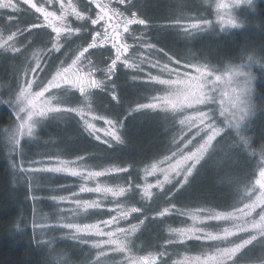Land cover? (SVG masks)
I'll list each match as a JSON object with an SVG mask.
<instances>
[{"label": "rangeland", "instance_id": "obj_1", "mask_svg": "<svg viewBox=\"0 0 264 264\" xmlns=\"http://www.w3.org/2000/svg\"><path fill=\"white\" fill-rule=\"evenodd\" d=\"M194 1L195 3H193ZM258 1L259 0H253V4ZM29 2H31V0H29ZM101 2L109 4L111 7L117 9H119L120 6L126 11L129 6V3L118 6V0H101ZM131 2H133V0H131ZM151 2L154 3V13L158 5L167 6L166 13L168 15L162 18L172 17L175 8H177L176 10L181 9V13L179 14L181 23H187V21L192 19H209L213 21L212 25L206 30L186 32L181 27L186 35L185 38L191 37L198 32L214 29L221 32H229V30L222 28L218 24L217 12L219 11L225 19L229 18L230 14L238 23L243 24L237 17V12L243 8L251 9V7L246 4L231 6L233 5V0H151ZM33 3H36L39 7H44L49 12L55 13L57 17H65V22L70 24L73 28H79L81 32L72 36L65 34V41H63L64 48H62L60 52L49 53L48 49L50 48V41L52 39L51 35H54L51 32V28L37 27L33 28L31 31L28 30L30 26L42 25L45 23L41 14L23 3V0H0V107H7L13 114L11 125L9 127L6 126V130L4 128L3 132L5 135L4 141L8 144L9 151L13 156L11 167L14 172V179H16L19 185L23 183V186L26 188V192L24 193L25 199L23 201L24 205L20 208L23 213L22 227L30 228L32 233L39 238L41 237L40 239L50 237L51 241H54L56 235V237H60L59 243L63 244L61 249L59 248L60 244L58 242H54L55 244L52 243V247L54 245L53 248H55L58 253L70 249L72 245L76 246L78 249L73 247L72 250L66 251L69 257H58L62 264H70L71 260H73L75 264H98L96 255L97 249L94 247L93 243L98 237L90 231H70L68 228H63L62 225L85 226L98 224L103 220L110 219L112 216H118L119 213L114 209L127 210L131 207H135L132 201L125 203L122 202L121 197L108 194L107 190L109 188L116 191L120 188H124L125 193L122 197H126L131 191L125 184H113L107 178V176L111 175L113 172L116 173L120 169L117 168L116 164H103L100 167L96 166L97 164H94L95 162L89 164L85 162L84 157L75 156L73 158H63L59 156V154L42 155L40 152H36V159L29 160L35 151H33L32 148L30 150L27 149V146H34V148H37L40 144L44 145L41 146L42 148L51 147L47 140L39 142L38 135L36 134L37 130L48 122L59 123L55 118L63 115L65 112L51 113L46 119L37 124L34 135L31 137L25 136L21 140L20 145H16L15 139L17 138L19 125L17 112L23 115L22 110L24 108L23 104L16 103V98L24 86L25 73H30L38 57H46L43 59L44 66L42 69L36 72L38 83L46 81L59 67H66L71 63L77 49L90 41L92 31H100L101 29H95L97 26L91 25L90 21L87 19L84 21L76 20L75 12L83 13V10H95V6L91 4V0H33ZM194 4H196L200 12H184L183 8L188 10ZM218 4H228L230 7L228 9H218ZM140 9L142 12H148L150 6L144 8L141 5ZM24 13H26V15H23ZM171 21L176 20L173 19L165 23ZM53 23H55L57 27L62 26V24L57 23L55 19H53ZM147 26L132 25L131 30L125 34L126 42L130 45H134L129 60L139 67L132 70L123 65L118 66V70L119 68H123L133 73L131 76L132 78H129L130 83L141 84L138 82L140 81L150 87L144 99L137 102L135 107L131 109V113L138 112V114H143V112H150L152 113L149 114L151 117L170 120V124L178 128L179 136L182 138L183 142L180 148L171 155L142 167L141 180L139 183L135 182L134 185L141 199V204L146 200L141 191L143 185L155 184L157 180H163L162 173L147 175L146 171H150L154 164L164 169V171H169L170 166L176 165L177 161L182 157L191 154L197 149H199V151H196L199 163L194 173L189 177V183L182 189L190 192L196 180L209 178L205 170L212 171L215 174L214 180L216 187H218L220 192L224 193L222 201L226 202V205H200L192 208H187L188 205H186V208L181 206L176 207L175 204L170 202L168 205L160 207L152 216L158 214L164 207H168L171 212L174 209L175 213L180 216V221L177 222L176 220L172 224H166L167 222L164 220L161 222L162 225L165 226V236L161 245L164 246L166 251L171 244H166L165 242L177 239L176 235L173 233L175 230H186L189 236L200 231L221 234L224 229L235 231L238 228H245L258 220L261 214L264 213V176H262V173H264V143L261 142V138H254L255 135L251 133V130L254 128L255 119L258 117L259 110V105L256 101L257 93L255 86L260 79L264 81V72L258 71V69L264 66V61L262 58L255 55V53H257L256 50L251 49V47L247 49L241 47L238 61L225 62L221 65H217V63H211L201 60L200 58L197 59L196 57L194 58L192 57V53L189 52L186 56H180L184 58L181 60L184 63L182 65H177L169 59V55H159L157 46L151 49H146L143 46L145 42L152 44L145 36L147 32L144 28ZM224 27L228 28L229 25L225 24ZM237 29L239 28L230 31ZM10 36L13 38L9 39ZM83 36L86 37L84 41H82ZM77 39L81 41L76 44ZM249 46H251V44ZM92 52H100L103 54L104 62L102 61V63H99L96 61V59L91 56ZM89 54L88 58L83 61L80 67L85 72L96 71L97 78L103 79L104 74L100 70L105 68L109 62V58L113 56L110 46L90 49ZM55 57H57L56 62ZM188 62H198L199 64L209 65L210 70L215 73V76L210 78L205 77L203 81H200L197 79L195 69L189 67ZM231 68H236L242 73L243 71L241 69H250L251 72L255 74L256 79L250 81L249 77L243 73L242 75L228 80L227 73ZM222 76L225 78L217 82L216 78ZM152 77L158 78L159 82H154L151 79ZM29 78H31L30 75ZM110 80L111 79H106V88ZM34 90H38V88ZM98 91L103 90H88L85 93H80L76 89L63 87L51 93L50 99L51 103L54 105L76 107L83 110V116L74 112L68 113L76 120L77 124L80 123L78 125L80 130L83 128L86 133L88 132L85 129L83 120L89 119V123L94 124L97 130L91 137L94 138L97 144L111 147L113 146V142L108 140L107 131L109 130V125L106 121L119 118L120 115H113V117H117L112 118L102 113L94 106L92 100L93 94ZM110 93H112V91H110ZM200 100H203V102H198ZM3 101H9V103H2ZM115 102H118V100ZM138 104L155 105V107L136 111V106ZM13 105H15V107H13ZM123 114L127 115V112ZM145 115H147V113ZM101 116L104 117V120L99 119ZM124 120L125 118L121 121H116L118 125H122ZM68 128L70 129L67 124L62 126V129L69 130ZM258 129L256 131H258ZM259 132L262 135L264 134L261 129ZM95 136H99L100 140L95 139ZM209 137H211L210 140ZM244 137H247V140ZM72 140H74V138L67 139L68 142ZM103 140H108V143H104ZM34 142L37 144H32ZM52 144L58 145L57 139L54 140ZM24 145H26V147ZM59 146L65 151L64 147L67 145L66 143H59ZM92 146L93 143L91 144L89 142L87 148ZM71 149H73V147H71ZM41 159H51L61 162L60 164L47 165V167L63 166L64 163H68L70 167L76 168L78 171L74 175L43 173L29 178V174L25 172L24 169L31 170L34 167H44V165L32 163V161H39ZM192 162L193 161H188L186 165H180L178 167V171L181 173L179 176L170 173L171 183L166 184L165 189L174 185L175 188L172 189L171 194L176 193L175 190H177L178 181L183 179V175L187 172V168L191 167ZM61 176L67 177L68 182L75 187L70 188L67 187L66 184L62 186L63 190L60 191L67 193L53 196L52 201H49L51 198L40 200L38 191L40 187L47 181H50L56 188L58 179H60ZM97 190L101 192L100 195L95 194ZM163 191L159 188L154 189L153 197L160 193L162 194ZM170 196L171 195H169V197ZM60 197H68L71 202L68 200L62 202ZM47 201L49 202L46 203ZM86 202H89V206H98L100 210L85 211ZM148 202L149 201H147V203ZM245 206L248 207L246 208ZM47 209H50V212H47ZM241 209L250 214L243 215L238 213L237 210ZM215 213H233V215L225 217L220 221L202 222ZM134 218L135 216H133V218L129 217L128 222L120 221L119 226L127 228L129 226L128 223L138 222L134 220ZM33 224H46L50 227V230L41 232L39 228H36V230L33 231ZM101 228L104 231H115L112 226L105 227L101 225ZM154 232H156V228H149V225L146 224L142 227L140 232L129 236L127 241H124L122 236L117 235L116 239L127 244L128 251L123 255L110 254L108 257L102 259L99 264H133L135 261H143V264H150L157 252H163L156 251V248H159L161 245L157 246L154 250H144L150 248L146 244L148 241H153L155 239ZM251 235L258 234L252 231H246L229 239L214 240L211 242L188 239L187 242L175 243L179 244L180 247L177 248L174 254L169 255L164 252L161 259L163 264H204L208 257L216 255L217 249L231 247L239 241L247 239ZM108 251H112V249H108ZM244 256H249L251 260H264V237L255 240L253 244L247 247L240 258L245 259L246 257L243 258ZM129 257L131 260H129ZM208 264H211V262L208 261Z\"/></svg>", "mask_w": 264, "mask_h": 264}, {"label": "trees", "instance_id": "obj_2", "mask_svg": "<svg viewBox=\"0 0 264 264\" xmlns=\"http://www.w3.org/2000/svg\"><path fill=\"white\" fill-rule=\"evenodd\" d=\"M193 3H195V1ZM196 4L192 7L190 6L191 8L188 10L183 8L184 12H200ZM141 5L144 8L150 6L149 11L142 12L140 9ZM153 5L154 3L151 2V0H133V2L129 4L127 11L129 13L133 11L140 12L139 14L152 22L147 26L148 31H146L147 34H145V36L152 44L157 46L158 49L164 50V52L157 50L159 55L164 56V53H168L182 60L184 58L180 56H186V54L188 55L189 52H191L194 58H200L201 60L221 65L225 62L238 61L241 47L244 49L251 47V49L257 51V53L254 52L255 55L259 56V58H262L264 61V0L256 2L254 4L255 9L243 8L237 12V17L244 25L242 28L229 32H221L214 29L198 32L187 38H185L186 35L179 25H165L166 21L173 19L179 20L181 9L176 10L177 8H175L172 17L162 18L168 15L166 13L167 6L158 5L154 13ZM253 10H255L256 13H252ZM23 15H26V13ZM85 38L86 37L83 36L82 41H84ZM80 41V39H77L76 44ZM250 44L251 46H249ZM91 56L99 63H102V61L104 62V55L100 52H92ZM56 59L57 57H55V62ZM114 75L115 77L108 82L106 90L98 91L93 94L92 100L94 106L107 116L115 118L117 116L113 117V115H120L119 118H115L117 121H121L125 118L122 123V143L115 144L111 147L97 144L94 138L86 133L83 128L81 129L82 131L80 130L78 127L80 123L77 124L71 114L65 112L63 115L56 116L57 118L55 119H57L59 123H45L36 132L39 142L47 140L51 147L42 148L41 146L44 145L40 144L37 148H34V146H24L29 150L32 148L33 151H35L29 160L36 159V152H40L42 155L59 154V156L63 158H73L75 156L84 157L85 162L89 164L95 162L94 164H97L96 166L99 167L103 164H116L117 168L120 170L116 173L113 172L111 175L107 176V178L113 184L123 183L131 190L126 197H121V200L125 203L132 201V204L135 205L136 208L142 209V213L135 214L134 220L139 221L147 217L144 225L148 224L149 228H156V232H154L155 239L153 241H148L146 244L150 248L144 249L145 251L154 250L157 246H160L164 240L165 226L162 225V220L166 221V224H172L176 220L177 222L180 221V216L175 213L174 209L163 218L155 217L156 215L152 216L160 207L168 205L170 202L175 204L176 207L181 206L185 208L186 205H188L187 208L200 205H226V202L222 201L224 193L220 192L215 185L214 172L205 170L209 178L196 180L190 192L180 189L179 191L175 190L176 193L171 194L172 189L175 188V186L172 185L166 188L162 194L160 193L153 197L148 203L145 200V202L141 204V199L134 185L135 182L139 183L141 180L142 167L171 155L180 148L183 140L179 136L178 128L172 126L170 120L151 117L149 114L152 113L150 112H143V114H138V112L131 113V109L135 107V104L144 99L147 92L150 90L148 85L140 81L138 82L141 84L130 83L129 78H132L131 76L133 73L123 68L117 69ZM255 88L259 110L258 117L255 119L254 128L251 130V133L255 135L254 138H261V142L264 143V134L262 135L259 132L260 129L264 132V81L260 79ZM113 90L117 91L119 94L118 102H115L117 100L114 99L110 93V91L113 92ZM125 112H127V115L123 114ZM146 113L147 115H145ZM12 120L13 114L10 110L7 107H0V264H39V261L42 259V251L39 246H37L36 241L41 240V237L39 238L32 233L30 228L22 227L23 213L20 208L24 205L23 201L25 199L24 193L26 192V188L23 186V183L19 185L16 179H14V172L11 167L13 156L9 151L8 144L4 141L5 135L3 129L5 128L6 130V128L11 125ZM66 124L70 127V129L68 128L69 130L62 129V126ZM257 129L258 131H256ZM70 136L73 137L71 138ZM73 138L74 140L70 142L67 141V139ZM244 138L247 140V137ZM56 139L58 145L52 144ZM89 142L91 144L93 143V146L87 148ZM59 143H66L67 146L64 147L65 151L60 148ZM32 144L37 143L34 142ZM71 147H73V149H71ZM128 168L130 169L127 171L126 169ZM66 184L67 187H75L72 186L73 184L68 182L67 177L64 176L58 179L56 188L50 181H47L38 190L40 194L39 199L51 198L49 201H52L53 196L67 193L60 191L63 190L62 186ZM169 195L171 196L169 197ZM47 212H50V209H47ZM56 236L54 237V241H51L52 243H59L60 237ZM62 246L63 244H60L59 248L61 249ZM44 247H47V245H44ZM73 247L78 249L76 246L72 245L71 248L66 251L72 250ZM179 247V244L171 243L166 251L163 245L156 248V251H163V254L165 252V254L171 255L174 254ZM245 257L246 256L243 258ZM249 258L250 257L247 256L245 259L239 258V260H251V258Z\"/></svg>", "mask_w": 264, "mask_h": 264}, {"label": "snow or ice", "instance_id": "obj_3", "mask_svg": "<svg viewBox=\"0 0 264 264\" xmlns=\"http://www.w3.org/2000/svg\"><path fill=\"white\" fill-rule=\"evenodd\" d=\"M27 6L32 7L34 11L41 14L43 21L42 25H34L29 27V31L33 28L37 27H46L51 28V32L54 35L50 41V48L48 49L49 53L60 52L62 48H64L65 34L72 36L81 32L79 28H73L70 24L65 22V17H57L55 13L47 11L44 7L37 6L36 3H33V0L29 2V0H23ZM131 3V0H118V6L121 4ZM91 4L94 5V11L83 10L82 12H75L77 21H84L85 19L90 21L91 25L97 26L95 29H101L100 31H92L91 39L86 44L80 46L75 52L71 63L66 67H59L54 74L50 76L46 81H42L38 83V78L36 76V72L42 69L43 59L38 57L30 70V73H25V83L23 88L20 90L19 95L16 98L17 104H23V115L20 112H17V118L19 120L18 130H17V138L15 139L16 145L21 144V140L27 136L31 137L34 135V130L37 127V124L46 119L53 112H74L81 116L84 115L83 110L78 109L76 107H63L62 105H54L51 103V93L63 88L70 87L72 89L78 90L80 93H85L88 90H106V79H113L115 77V73L118 69V66L123 65L128 67L129 69L135 70L139 66L132 61L129 60V56H131L134 45H130L125 40V34L131 30L132 25H150L152 22L139 15L137 12L133 11L131 13L127 12L125 9L119 6V9L115 7H111L109 4L102 3L101 0H91ZM239 4H246L249 7L255 9V5L253 4V0H233V5L237 6ZM219 8L228 9L230 5L228 4H218ZM87 13V14H85ZM252 13H256L253 10ZM143 17V18H141ZM53 19L56 20L57 23H61V27H57L55 23H53ZM217 20L218 24L226 29L232 30L236 28H242L244 25L242 23H238L235 18H232L229 14V18L225 19L224 16L217 12ZM213 23L212 20L205 19H192L187 21V23H181L180 20L171 21L165 24L171 25H179L186 32H194L200 30H206ZM229 25L228 28H225L224 25ZM144 30L148 31V28L145 27ZM14 35V34H13ZM13 37L10 36L9 39ZM136 45V44H135ZM112 50L113 56L109 58L108 64L104 69L100 70L104 74V78H97L96 71H88L85 72L80 66L85 59L88 58L89 50L93 48H105L109 47ZM146 49H151L156 47L148 42H145L143 45ZM160 52H164L163 49H157ZM165 55H169V59L177 65H182L184 62L177 59L174 56H171L168 53H164ZM188 66L194 68L197 73V79L203 81L205 77H213L215 73L210 70V66L206 64H199L198 62H188ZM258 71L264 72V66L258 69ZM236 68H231L228 70L227 79L231 80L233 77L242 75ZM29 75L31 78H29ZM150 75V74H149ZM225 77H217V82ZM154 82H159L158 78H151ZM114 87V86H113ZM38 88V90H34ZM112 97L116 100L119 98V94L117 91L113 90L111 93ZM203 95V94H202ZM207 98V97H205ZM200 103L203 100L198 101ZM2 103H9V101H3ZM15 107V105H13ZM155 107V105H137L136 110H141L144 108ZM175 107V105H174ZM204 115V114H201ZM100 120H104V117H99ZM109 125V130L107 131L108 140L113 142V145L120 144L123 142L122 133V125H118L115 119H109L106 121ZM183 123V122H182ZM83 124L85 126L86 131L93 135L96 132L95 125L89 123V119H84ZM95 139L100 140L99 136H95ZM211 137H209V140ZM108 140H103L104 143H108ZM196 151H199L197 149ZM196 151L191 154L182 157L179 161H177L176 165L170 166L169 171H164V169L160 168L158 165L154 164L151 167L150 171H146L147 175H153L155 173H162L163 180H157L155 184H144L141 191L142 195L146 198L147 201H151L154 196V189L159 188L161 191L165 189L166 184L171 183L170 173L176 176H179L181 173L178 171V167L180 165H186L188 161H193L191 163V167L187 168V172L183 175V179L178 181L177 191L182 189L186 184L189 183V177L194 173L197 164L199 163V158L196 155ZM33 164L44 165V167H34L31 170L24 169L25 172L29 174V178L37 176L43 173H58L65 175H74L78 170L76 168L70 167L68 163H64L63 166L57 167H47L50 164H60V161H53L51 159L44 160L41 159L39 161H32ZM130 168L126 169L127 171ZM264 176V173H262ZM108 194L115 197H122L125 193L124 188H120L118 191L109 188ZM83 193V192H82ZM95 194H101L99 190ZM55 199V198H53ZM60 200L71 202L68 197H60ZM246 208L248 206H245ZM91 210H100L98 206L92 205L89 206V202L85 203V211ZM118 216H112L108 220H103L98 224L92 225H67L63 224V228H68L70 231L77 232H92L94 235L98 237L95 240L94 247L97 249V262L99 264L102 259L108 257L110 254H125L128 251V246L126 243L116 239L117 235L122 236L124 241H127L129 236L135 235L140 232L142 227L145 224V220L147 217L140 219L136 223H128L129 226L127 228H122L119 226L120 221L128 222V218L135 216V214L142 213V209L131 207L127 210H117L114 209ZM171 210L168 207H164L155 217L163 218L167 216ZM238 213L243 215H248L250 213L244 212V210H237ZM233 213H215L213 216L208 217L202 222H210V221H220L225 217L232 216ZM101 225L107 227L112 226L115 231H104L101 228ZM39 228L41 232L46 230H50V227L46 224H33V231ZM252 231L253 233H257L258 235H251L247 239L241 240L238 243L232 245L228 248L217 249V253L214 256H210L207 258V261L204 264H208V261L211 264H236L239 260L240 256L243 254L245 249L249 247L251 244L255 242V240L264 237V213L261 214L260 218L245 228H238L235 231L224 229L221 234H213V233H205L203 231L195 232L192 235H188L186 230H175L173 233L176 235V240L166 241V244L171 243H183L187 242L188 239H198L203 241H214V240H225L232 238L234 236L240 235L242 232ZM39 240L36 241V243ZM108 249H112V251H108ZM163 253H156V256L152 259L150 264H163L162 256ZM129 260L131 258L129 257ZM55 264H61L59 258L56 259ZM133 264H143V261H135Z\"/></svg>", "mask_w": 264, "mask_h": 264}, {"label": "clouds", "instance_id": "obj_4", "mask_svg": "<svg viewBox=\"0 0 264 264\" xmlns=\"http://www.w3.org/2000/svg\"><path fill=\"white\" fill-rule=\"evenodd\" d=\"M245 75L249 77L250 81H254L256 79V76L253 72H251L250 69H241ZM254 86V85H253ZM44 245H47V247H44ZM37 246L42 251L41 257L42 259L39 261V264H55L56 259L58 257H64L67 258L69 257L68 252L62 251V252H57L55 248L52 247V242L51 238H45L41 239L37 242ZM264 264V260H239L236 262V264ZM70 264H75L73 260L70 261Z\"/></svg>", "mask_w": 264, "mask_h": 264}]
</instances>
